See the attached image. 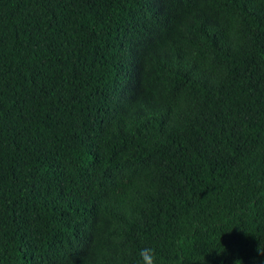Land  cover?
<instances>
[{
  "label": "trees",
  "instance_id": "1",
  "mask_svg": "<svg viewBox=\"0 0 264 264\" xmlns=\"http://www.w3.org/2000/svg\"><path fill=\"white\" fill-rule=\"evenodd\" d=\"M264 264V0H0V264Z\"/></svg>",
  "mask_w": 264,
  "mask_h": 264
},
{
  "label": "clouds",
  "instance_id": "2",
  "mask_svg": "<svg viewBox=\"0 0 264 264\" xmlns=\"http://www.w3.org/2000/svg\"><path fill=\"white\" fill-rule=\"evenodd\" d=\"M137 256V264H158L157 253L152 247H143L139 249ZM236 264H238V261Z\"/></svg>",
  "mask_w": 264,
  "mask_h": 264
}]
</instances>
